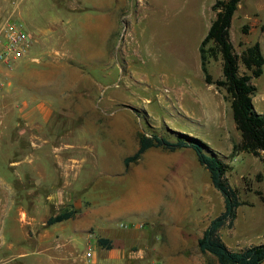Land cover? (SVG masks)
<instances>
[{"label": "rangeland", "instance_id": "374dc122", "mask_svg": "<svg viewBox=\"0 0 264 264\" xmlns=\"http://www.w3.org/2000/svg\"><path fill=\"white\" fill-rule=\"evenodd\" d=\"M213 1H123L119 29L106 41L111 56L103 58L100 66L97 62L86 68L82 79L71 84L64 95L40 93L54 109L50 124L47 128L44 125L40 135H34V127L24 124L23 104L5 97V65L0 67V199L9 209L5 214V243L18 239L17 231L29 225L28 216L41 221L63 209L64 204L75 212L87 206H106L121 212L117 223L140 221L146 224L142 227L146 230L147 224H152L151 216L139 208L148 204L152 195L158 199L160 192L159 213L166 223L172 225L178 213L185 214V252L189 259L185 264H218L213 255L199 251L196 234L222 210V195L210 183L206 168L196 160L192 148L152 146L127 167L124 164V158L135 151L139 132H156L174 140L176 131L204 141L227 164L224 175L241 203L235 208L232 223L218 229L220 238L231 249L264 241L263 163L258 155L231 151L239 134L228 101L223 98L224 89L218 88L223 103L210 90L199 103L182 95L190 84L204 87L197 46L213 17ZM243 25L245 32L241 30ZM228 36L236 53L258 41L264 57V0H239ZM206 67L211 78L220 77L219 56L210 58ZM238 70L248 73L240 61ZM89 73L100 85H91L87 100L73 101L75 91L89 80ZM250 81L255 85L253 107L264 113V70ZM109 120L119 127L118 131L107 125ZM67 143H78L80 149ZM78 152L82 160L75 172L59 177L61 161L70 164L71 156L80 158ZM52 185L64 187L74 197L57 203L47 197ZM67 232L72 233V228ZM78 239L76 247L85 254L87 241L85 237ZM91 243L92 251L96 247L93 236ZM138 264L165 263L153 256L140 259Z\"/></svg>", "mask_w": 264, "mask_h": 264}, {"label": "crops", "instance_id": "0c3cea01", "mask_svg": "<svg viewBox=\"0 0 264 264\" xmlns=\"http://www.w3.org/2000/svg\"><path fill=\"white\" fill-rule=\"evenodd\" d=\"M123 1L127 0L0 2V24L6 19L7 13V16L22 21L29 35L28 46L23 55L10 62L3 64L0 62V67L5 65V97L23 104L21 117L25 125L34 127V135H40L42 129L47 128L54 113L48 99L40 97V93L64 95L71 90L69 88L71 84L75 85L82 79L84 76L82 72L86 68L97 62L99 65L103 58L111 56L106 41L107 38L115 36L119 29ZM88 79L75 91L77 97L73 101L87 100L91 85H100L90 73ZM203 84V89L190 84V88L182 91V95L186 94L189 100L199 103L204 102L202 97L210 90L219 103L224 102L221 92L213 83L203 80ZM109 98L113 99L112 96ZM110 120L107 125L112 123ZM112 124V130L118 131L119 127ZM33 143L36 144V141ZM67 144L80 149L78 143ZM137 146L138 144L134 150ZM78 154L80 155L79 152ZM71 157L70 164L64 165L63 161L59 164L66 166L64 169H59L58 165L59 177L74 173L75 167L79 166L82 156ZM160 195L158 192V199L152 195L153 199L151 198L148 204L143 203L142 208H139L151 216L149 220L152 224H147L146 230L142 229L146 224L140 226L138 222H132L126 227L121 226L116 222L121 214L119 211L117 213L106 206L96 208L87 206L80 207L81 209L73 216L51 224H46L47 217L58 213L59 209L49 213L41 221L30 215L29 225L17 231L18 239L6 243L5 214L9 209L5 208V202L1 198L0 254L3 255L0 256V264H138L140 259L153 256L160 257L165 264H171L175 260L185 264V261H189L186 260L185 252L187 242L185 214L178 213L175 217L177 222L172 225L166 223L164 215L159 213ZM47 197L55 199L58 203L60 199L70 200L74 196L64 187L52 185ZM62 206L65 207L66 204ZM167 212L169 214L168 209ZM158 219H161V222L156 223ZM70 228L72 233L67 232ZM155 232H158L157 236ZM199 235L200 233L196 234L197 237ZM92 236L96 247L92 248L91 256L87 258L84 253L78 251L76 245L79 237H85L86 250L89 249L92 247ZM98 237L107 238L109 246L99 244ZM167 247L172 249L168 250ZM5 252L8 253L6 256Z\"/></svg>", "mask_w": 264, "mask_h": 264}, {"label": "trees", "instance_id": "16d2710c", "mask_svg": "<svg viewBox=\"0 0 264 264\" xmlns=\"http://www.w3.org/2000/svg\"><path fill=\"white\" fill-rule=\"evenodd\" d=\"M239 0H214L210 8L213 17L199 40L197 51L199 67L203 80L223 88V98L228 101L231 118L239 134V140L232 143L231 151L243 150L258 155L264 168V113L257 112L251 97L255 85L251 77L258 76L264 70V57L258 41H254L236 53L228 36V28L233 11ZM242 32L246 26L241 27ZM220 59V77L211 78L207 72L210 58ZM238 61L248 71L238 70ZM177 137L170 140L156 132L138 133L137 149L124 158L127 167L129 162L139 159L142 153L152 146H161L169 150L190 147L196 160L206 168L210 183L222 195V210L209 219L196 238L200 252L214 256L218 264H262L264 260V241L252 243L239 249L229 248L220 238L218 229L224 224H231L235 216V208L241 203L235 189L227 182L225 171L227 164L204 141L187 133L176 131ZM207 148V151H205ZM75 209L64 207L58 213L46 219L47 224L73 216ZM107 238L98 237L97 242L109 246Z\"/></svg>", "mask_w": 264, "mask_h": 264}, {"label": "built area", "instance_id": "2783aa9c", "mask_svg": "<svg viewBox=\"0 0 264 264\" xmlns=\"http://www.w3.org/2000/svg\"><path fill=\"white\" fill-rule=\"evenodd\" d=\"M29 41V35L24 28L23 22L17 18L6 17L0 24V62H10L23 55ZM3 85L0 73V90ZM142 226L143 222H138ZM121 226H128L129 223L120 222ZM87 257L91 256V250L85 251Z\"/></svg>", "mask_w": 264, "mask_h": 264}]
</instances>
